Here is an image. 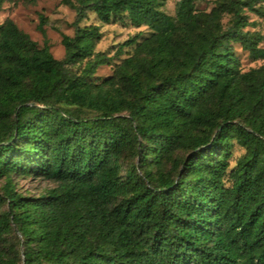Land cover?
<instances>
[{
    "label": "trees",
    "instance_id": "trees-1",
    "mask_svg": "<svg viewBox=\"0 0 264 264\" xmlns=\"http://www.w3.org/2000/svg\"><path fill=\"white\" fill-rule=\"evenodd\" d=\"M194 1L170 16L162 0H78V20L154 32L102 84L89 80L108 63L98 25L63 34V60L0 25V179L57 185L24 198L7 182L0 242L15 228L23 251L0 249V264H264V64L244 71L232 46L264 60L262 37L245 31L248 3L220 6L225 29L224 10ZM235 144L246 153L231 169ZM130 149L139 165L123 176Z\"/></svg>",
    "mask_w": 264,
    "mask_h": 264
},
{
    "label": "rangeland",
    "instance_id": "rangeland-1",
    "mask_svg": "<svg viewBox=\"0 0 264 264\" xmlns=\"http://www.w3.org/2000/svg\"><path fill=\"white\" fill-rule=\"evenodd\" d=\"M162 10L170 15L176 16L181 0H162ZM232 0H195L192 4L194 11L211 13L215 8H220L225 2ZM248 3L250 6L244 8V15L247 19L245 31L257 34L262 37L260 47L264 48V0L252 2V0H237ZM78 0H11L5 2L0 10V25L7 20H12L17 27L35 41L39 47L48 44L51 53L58 60L65 57V47L62 44V35L73 36L75 25L80 27L98 25L102 33L101 40L98 42L96 52L102 53L108 58V63L97 68L96 72L89 77L95 84H102L106 80L116 77L120 79V67L123 62L137 54L139 45L147 39H151L154 32L147 26L136 27L127 18L113 20L109 24L99 22L92 11H87L78 20L75 8ZM222 25L225 29L232 25V14L222 6ZM260 9L262 14L256 13L253 9ZM46 19V36L39 30L40 18ZM127 41H131L129 46H123ZM236 55L239 57L244 71L258 68L264 64V60L254 61L249 53L245 51L241 44H232ZM86 62L68 66L74 73L81 74ZM82 117H94L96 112L83 109L76 112ZM246 151L237 144L234 145L231 158V169L236 166L238 159L245 155ZM139 165V156L134 149L128 150L122 159V175L127 171L133 170ZM171 165H169L170 169ZM10 182L14 190L24 198H39L44 196L47 191L55 188L56 183L32 176H19L17 174L8 178L0 179V195L4 193V187ZM229 185V183H227ZM7 210V204H2L0 214ZM0 249L11 254L23 251L22 239L19 232L14 228L12 232L0 242Z\"/></svg>",
    "mask_w": 264,
    "mask_h": 264
}]
</instances>
